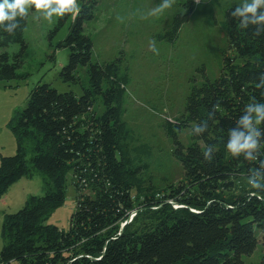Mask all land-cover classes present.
<instances>
[{
  "label": "trees",
  "instance_id": "1",
  "mask_svg": "<svg viewBox=\"0 0 264 264\" xmlns=\"http://www.w3.org/2000/svg\"><path fill=\"white\" fill-rule=\"evenodd\" d=\"M77 4L79 12L60 17L53 32L72 18L58 45L69 50L59 77L79 86L81 94L36 84L11 121L16 152L0 156V197L35 171L46 185L44 195L29 197L22 209L4 216L0 264H244L242 256L256 248V229L262 242L257 264H264V191L250 196L257 190L247 184L253 170L264 173V147L252 161L226 149L232 130L246 132L239 124L245 106L264 103V87L256 86L264 73V25L242 29L231 15L235 6L224 12L228 53L219 75L192 84L184 111L164 123L183 177L160 192L147 176L144 157L150 147L124 120L128 69L118 58L92 61L84 25L93 19L97 2ZM187 20L176 15L167 40L176 38ZM26 21L15 35L0 27V49L20 45L12 57L0 52V81L25 77L19 70L27 55ZM204 122L206 131L196 135L194 126ZM258 127L264 145V123ZM184 129L191 131L187 146L178 139ZM207 146L214 149L211 161L203 156ZM68 177L76 208L65 232L45 221L64 203Z\"/></svg>",
  "mask_w": 264,
  "mask_h": 264
},
{
  "label": "rangeland",
  "instance_id": "2",
  "mask_svg": "<svg viewBox=\"0 0 264 264\" xmlns=\"http://www.w3.org/2000/svg\"><path fill=\"white\" fill-rule=\"evenodd\" d=\"M93 19L84 25V34L92 40V61L104 63L121 59L128 69L130 82L126 87L124 120L137 133L140 143L150 147L147 176L151 186L164 191L183 177L181 165L173 157L175 146L167 137L164 123L173 122L184 111L192 84L211 80L220 73L223 57L228 53L227 33L222 26L224 12L237 7L244 0H174L172 8L160 16L151 12L161 0H95ZM176 15L187 16L172 41L170 27ZM59 16L44 19L34 8L27 17L23 38L27 55L19 70L22 79L0 81V156H13L16 140L11 121L17 111L25 108L32 88L38 83L50 84L58 92H73L79 96L77 85L62 82L59 73L67 65L69 50L58 45L66 37L72 18L53 32ZM53 32V33H52ZM166 38H160L159 36ZM155 40L158 54L149 48ZM20 45L12 44L0 52L10 57L19 52ZM79 74L85 80L84 69ZM190 129L178 135L182 145L189 144ZM145 176V179L147 178ZM68 177L64 203L55 209L45 223L60 230H69L75 212V189ZM45 176L37 171L29 178L14 182L0 197L1 226L6 214L23 208L31 196H42L46 191ZM252 255L242 256L244 264H257L262 254L261 233Z\"/></svg>",
  "mask_w": 264,
  "mask_h": 264
},
{
  "label": "clouds",
  "instance_id": "3",
  "mask_svg": "<svg viewBox=\"0 0 264 264\" xmlns=\"http://www.w3.org/2000/svg\"><path fill=\"white\" fill-rule=\"evenodd\" d=\"M196 2L199 3V0ZM173 5L174 0H161V3L152 9L151 15L158 17L167 9L172 8ZM32 8L49 22L54 16L63 17L66 13L79 12L77 0H0V27H3V30L9 35H15V30L20 27V21L28 17ZM231 15L239 18V26L242 29L248 28L250 24L264 25V0H244V3L237 6ZM255 34L259 35L260 29H257ZM155 44V40L150 41L149 48L158 54ZM259 81L260 83L256 86L264 87V73L260 75ZM244 111L246 114L239 119V124L246 129V132L232 130L226 149L232 157H238L243 153L246 160L252 161L256 159L253 153L258 148L264 147L260 141L261 132L258 127L264 123V103L250 102L245 106ZM206 128V122L197 124L194 126V132L199 135L205 132ZM213 151L212 146H207L203 150L205 160L211 161L213 159ZM247 184L251 189L257 190L250 191V196L257 195L258 191H264V173L257 169L253 170Z\"/></svg>",
  "mask_w": 264,
  "mask_h": 264
},
{
  "label": "water",
  "instance_id": "4",
  "mask_svg": "<svg viewBox=\"0 0 264 264\" xmlns=\"http://www.w3.org/2000/svg\"><path fill=\"white\" fill-rule=\"evenodd\" d=\"M132 216H133V214H132ZM132 216L129 218V220L132 218ZM129 220H128V221H129ZM123 226H124V224L122 225V227H123Z\"/></svg>",
  "mask_w": 264,
  "mask_h": 264
}]
</instances>
